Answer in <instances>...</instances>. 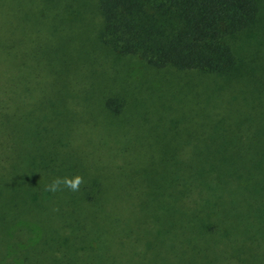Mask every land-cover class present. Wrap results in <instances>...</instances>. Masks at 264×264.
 Instances as JSON below:
<instances>
[{"label": "trees", "instance_id": "trees-1", "mask_svg": "<svg viewBox=\"0 0 264 264\" xmlns=\"http://www.w3.org/2000/svg\"><path fill=\"white\" fill-rule=\"evenodd\" d=\"M24 2L0 0V264H264L262 0Z\"/></svg>", "mask_w": 264, "mask_h": 264}, {"label": "rangeland", "instance_id": "rangeland-1", "mask_svg": "<svg viewBox=\"0 0 264 264\" xmlns=\"http://www.w3.org/2000/svg\"><path fill=\"white\" fill-rule=\"evenodd\" d=\"M23 1V4H26L24 1H30V0H22ZM32 1V6L33 7H38L37 4H38V1L39 0H31ZM261 4L264 6V0H262ZM38 9V8H37ZM48 16L47 13L43 12V14H39L36 16V20H37V17H38V21H37V26L39 27V34L42 36V37H45V39L48 37L49 40H50V44L49 46L53 43V38L50 36V33H49V28H51V25H52V19H50L49 17H46ZM36 26V29H37V32H38V28ZM50 36V37H49ZM238 46H242V49H240V51H242L243 53H245V47L243 45H238ZM244 47V48H243ZM241 52V53H242ZM242 53V54H243ZM173 70V71H172ZM171 71L172 72H176L175 69H172L171 68Z\"/></svg>", "mask_w": 264, "mask_h": 264}, {"label": "clouds", "instance_id": "clouds-1", "mask_svg": "<svg viewBox=\"0 0 264 264\" xmlns=\"http://www.w3.org/2000/svg\"><path fill=\"white\" fill-rule=\"evenodd\" d=\"M81 184V177L79 175H75L71 178L68 177H55L48 184L45 185V191L55 192L60 186H64L71 191L78 190Z\"/></svg>", "mask_w": 264, "mask_h": 264}]
</instances>
